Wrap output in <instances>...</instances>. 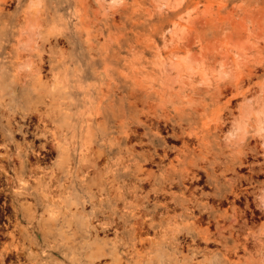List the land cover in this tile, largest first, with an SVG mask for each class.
I'll list each match as a JSON object with an SVG mask.
<instances>
[{
	"label": "rangeland",
	"instance_id": "obj_1",
	"mask_svg": "<svg viewBox=\"0 0 264 264\" xmlns=\"http://www.w3.org/2000/svg\"><path fill=\"white\" fill-rule=\"evenodd\" d=\"M181 56L194 67L176 66ZM226 86L233 92L219 94ZM27 90L37 116L22 119V109L16 110L12 118L23 130L7 150L0 133V155L14 157L0 183V264H264V207L257 205L264 194V0H0V120L30 105L20 95ZM167 109L191 111L187 131L204 132V153L231 166L226 178H248L249 223L238 229L235 220L222 219L221 232L213 236L225 238L236 229L237 239L207 245L199 240L196 248L180 232L177 247L170 235L193 218L181 215L180 206L172 213V202L170 220L139 229L133 213L142 199L136 195L149 190L151 207V184L136 186L131 173L118 172L143 163L157 176L169 167L181 142L156 131L145 114ZM242 116L249 163L244 168L233 162L242 147L230 132ZM28 143L41 157L35 162L29 151L30 163L21 167ZM164 146L168 158L144 162L142 153ZM195 185L186 196L192 189L201 202L228 214L244 207L232 196L222 205L207 198L212 185L206 180ZM14 190L21 192L26 216L9 204ZM171 190L181 193L180 186ZM240 241L247 247H233ZM203 247L215 253L210 261Z\"/></svg>",
	"mask_w": 264,
	"mask_h": 264
},
{
	"label": "bare ground",
	"instance_id": "obj_2",
	"mask_svg": "<svg viewBox=\"0 0 264 264\" xmlns=\"http://www.w3.org/2000/svg\"><path fill=\"white\" fill-rule=\"evenodd\" d=\"M174 64L176 66L185 65L189 68L194 67L192 62L189 61L186 58V56L179 57ZM17 70H19V69H17ZM17 70H16V72H17ZM18 76H20V73H18ZM21 81H22V78H21ZM22 83H24V82H22ZM232 88L226 86V90L221 89L219 91V94H222L223 91L228 92V89L230 90L229 92H233ZM20 95L24 99H26L30 103V105L25 109H23L21 106L16 108V109H11L12 112L11 113L9 112V115L6 118L5 122L0 120V133H1L3 138L8 139V142H6L2 145V147L4 146L6 148V150L9 147V142L14 141L15 133L22 132V130H23V124L15 123L14 122L15 118H12V116L14 115L16 110L18 111V110L22 109V114L20 115L22 117V119H24L27 115H29V116L36 115L37 116V114H38V107L36 106L35 102H32L33 92H30L27 90V91H23ZM229 101H230V98H228L226 102L228 103ZM173 106H175V105H173ZM162 107H164V106L162 105ZM175 107L177 108V105ZM179 107H178V109H179ZM152 108H153L152 110L155 109V107H152ZM162 110H164V109H162ZM190 112L189 111L180 112L178 110V111H175V113H171V111L169 109H167L166 111H162L160 113L156 112V113H154V115H150L149 114L150 111L145 113L150 117L149 123L155 124L156 131L163 129L166 132H168L169 137H171L172 139H175V140H179L181 142V145L175 149L174 156L169 158L167 164H170V165H169V167H166L164 169L163 174H159V175L155 176L152 171H150L148 168L143 166V163L136 164V167L134 168L133 171L122 170V171H119L118 173H120L122 175H127V174L131 173L134 176L133 179L137 182L136 186L143 187L145 185L151 184L150 190H152L153 194H154L152 196V200H154V201L152 202L151 207H149V203H148V202H150L149 197H151L149 190L146 193L143 192L145 195H142V197H140L138 194L136 195V198L142 199L141 200L142 203L136 204V206H138L137 211L133 213V216L136 217V219H135L136 222L139 223V226H138L139 229H142L145 231V228L146 229L154 228L156 225L162 226V224L166 220H170L171 219V215H170L171 213L169 214V212H170L169 211L170 210L169 209V206H170L169 203L172 202V203H174V206L170 207V208H172L171 212L173 210H175V208H177V206H180L182 208V212L180 213L181 215H188L189 217L193 218V222L191 225H188L184 229H180L177 232L175 231L173 234L170 235V237L178 239L179 242L177 244V247L179 245L181 246V242H183L182 241L183 239L182 240L179 239L180 232H182L184 236L187 235V236L191 237V240L196 245L195 246L196 248L201 247L200 246L201 244L200 245L197 244L199 240L204 241L206 243V245L209 243L215 242V241H222V240H224V242L228 243L231 239L234 240V239H237L239 237V234L236 232V229L235 230L231 229L230 234L225 238L221 237L220 239H218L217 237L214 238L213 236L215 233L219 234L221 232L219 223H220V221H222V219L225 220V219L231 218L232 220H235L237 222L238 229L246 226L247 222L249 221L248 215L250 214L247 210H248L249 204L251 202V201L249 202L251 190L249 189V187L247 185H244L243 183L247 182L248 178L245 175H237L233 178H226L224 175V171L231 168V166L226 162L223 163L222 160L221 161L218 160L219 161L218 162L216 160V158H213V159L208 158V155L206 153H204V148H203V145H204V140H203L204 135L203 134H204V132L201 135V134H199L198 131H187V129H186L185 124L192 121V114ZM230 112H232V111H230ZM242 115L244 116L243 113H242ZM243 116H242V119L238 122V124L236 126L233 127V125H231V130H230L231 134H236L237 136H235V135L234 136L238 137V138L228 136V137L232 138L233 142H234L233 139H236V140L238 139L237 143L242 147L241 154L239 156H237L236 159H233V162L237 163L238 166H240L241 168H244V167L249 165V163L247 162V152H246L247 149H245V148H247V130L245 128L246 122H245V119L243 118ZM37 120H39V119H37ZM41 125H42V123H41ZM41 130H43V129H41ZM51 139H53V138H51ZM154 139L158 141L159 140L158 135L154 134ZM205 144H207V143H205ZM42 145L44 146L46 144L43 143ZM52 145H53V143H52ZM26 146L27 147L29 146V150H27V151H26ZM31 147H32V143H28L22 148L25 152V156L22 159L20 158L21 167H26L30 163V154L31 153L33 155L35 154L34 155L35 162H37L39 160V156H40L39 151L34 152L33 148H31ZM157 149H158L157 147H154L153 151H148L147 153L144 152L141 154V157L143 158L145 163H153V162H155V160L157 158L161 161L164 157H167V158L169 157V151L165 146L162 147L160 152H158ZM207 149H209V148H207ZM29 151H31L30 154L28 153ZM191 153H194V156H192L190 160H186L185 157H182L186 154H191ZM85 155H87V154H85ZM13 158L14 157H11L10 153L8 151L6 154L0 155V183H1V181H3V179L6 180L7 177H9V176H7L8 175L7 173H9V172H8L6 166L10 165L13 162ZM2 160H5L6 163ZM159 162H158V164H159ZM181 163H183L184 165L180 166ZM159 167H161V165H159ZM216 167L221 168V171L217 172L218 168H216ZM32 173H34V172H32ZM51 175H52V173H51ZM53 175H54V173H53ZM8 179H10V178H8ZM10 180H11L10 182H12V179H10ZM205 180L210 182L212 185L211 186L212 191L206 193L207 198L212 199V200H216V201L219 200L220 203L223 202V204H224V202H226V201H231L230 196H232L233 197L232 201L238 200V201H241L242 203H244L243 209L240 208L241 210H238L235 207L233 209L232 214H228L226 211L225 212L219 211L217 205H215V204H212L209 202H201L199 199V196H197L198 194L194 195L192 193V192H194V190H192V189L190 191L192 194L190 197L185 195L186 190H190V188H193L191 186H197V185H195V183H200L201 181H205ZM52 181H54V180H52ZM9 183H8V185H9ZM1 184H0V186H1ZM172 185L180 186L181 193H179V194L174 193V191L171 190ZM0 191H2V189ZM5 193L7 194V192H5ZM20 193L21 192H19L18 190H16V191L14 190V191L10 192L11 196H10L9 204L12 205V209L15 211V213L17 215L26 216L28 208H27V206H25L19 202L18 198H19ZM158 193H160V194L157 195ZM194 193H196V192H194ZM1 197H3V196H1ZM200 197H201V195H200ZM258 198L259 199H257L258 200L257 205L260 207H262V206L264 207V194L260 195ZM212 200H210V201H212ZM216 201H215V203H216ZM2 202L5 203V201H2ZM16 202L20 203V205L18 206L16 204ZM254 203L256 204V202H254ZM141 204H143V205H141ZM221 205H222V203H221ZM2 209H5V208L2 207ZM12 213H14V212H12ZM150 213H153V214L151 216H149V218H145V216L150 214ZM135 214H138V215H135ZM154 214L158 216V221L154 220V216H155ZM4 216H7V215H4ZM177 219H178V217L176 218V220ZM13 221H14V219H13ZM134 224H136V223H134ZM202 224L203 225L205 224V225L202 226ZM3 225H5V224H3ZM212 225H215V229H214L215 231L211 230L210 226H212ZM234 225H236V224H234ZM11 230H12V228H11ZM0 231H2V230H0ZM247 231L249 232V230H247ZM247 231L245 230L244 232L246 233ZM139 232H137V233H139ZM161 232H163V234H167L166 229L161 230ZM244 232H240V233H244ZM0 234H2V233H0ZM139 235H141V234H139ZM241 235H243V234H241ZM10 238H11V236H10ZM241 238L243 240V237H241ZM140 241H142V238H140ZM144 241H145V239H144ZM187 241H189V240H187ZM202 241H200V242H202ZM145 242H147V240ZM221 243H223V242H221ZM246 244L245 243L240 244L238 242H233V247L238 248L241 246L242 248H246L247 247ZM192 246H194V245L192 244ZM206 247H203V249L206 251L204 254L207 258H209V261H210L211 257L214 256L215 253H212L211 251L207 250ZM180 248H178V249H180ZM12 252L15 253L16 251H12ZM19 253H20V251H19ZM19 253H16L17 261L20 259L21 254H23L22 252L20 254ZM3 254H2V256H3ZM230 254H231V252H230ZM10 255H8V257ZM226 256H229V255H226ZM22 257H21V259H22ZM9 258H11V256ZM5 259H6V257H5ZM5 263L9 264V262L7 263L6 261H5ZM32 264H34V263H32Z\"/></svg>",
	"mask_w": 264,
	"mask_h": 264
}]
</instances>
